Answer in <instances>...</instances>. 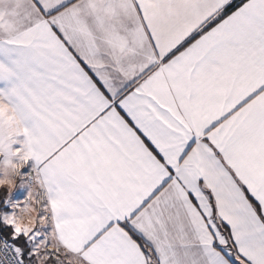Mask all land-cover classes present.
<instances>
[{"label":"snow or ice","instance_id":"obj_1","mask_svg":"<svg viewBox=\"0 0 264 264\" xmlns=\"http://www.w3.org/2000/svg\"><path fill=\"white\" fill-rule=\"evenodd\" d=\"M0 264H264V0H0Z\"/></svg>","mask_w":264,"mask_h":264}]
</instances>
